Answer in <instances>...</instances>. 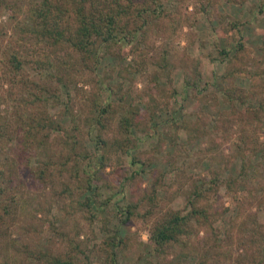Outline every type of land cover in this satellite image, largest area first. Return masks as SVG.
Instances as JSON below:
<instances>
[{"label":"trees","instance_id":"1","mask_svg":"<svg viewBox=\"0 0 264 264\" xmlns=\"http://www.w3.org/2000/svg\"><path fill=\"white\" fill-rule=\"evenodd\" d=\"M165 1L0 0V264L18 259L19 255L10 256V249L2 246L13 228L15 232L36 231L33 224L20 227L26 199L31 193L30 200L36 199L31 214L38 221V214H45V209L38 210V193L48 188L53 190L62 217H78L84 225L74 224L71 236L55 226L49 228L44 232V247L36 238L25 242L16 252L21 255L18 264H121L130 242L122 228L134 221L147 232V242L139 243L144 264H161L159 260L175 249L179 250L176 264L189 257L191 250L196 264H209L213 254L221 258L220 251L225 256L232 253L233 232L220 238L214 226L231 207L240 219L237 264H264V223L260 222L264 192L248 188L254 159L264 163V142L259 138L264 118V60L253 62L249 70L252 58L241 30L247 22L219 13V0H179L172 12ZM225 2L244 7L246 0ZM257 11L264 13V0ZM198 16L225 36L231 32L232 46L219 48L216 44L214 54L207 56L211 63L225 66L220 83L217 76L205 80L202 60L188 54L193 45L188 33L196 27ZM154 32L163 40L158 48L150 45L148 36ZM166 38L175 40L178 47L187 41L179 57ZM58 55L70 62L64 64ZM106 59L119 63L117 69L112 67L116 74L112 83L102 74ZM150 64L158 70L149 74ZM177 66L182 68L184 89L194 92L195 99L208 107L222 102L229 115L242 121L234 131L232 153L225 155L229 162L240 161L237 176L229 174L228 166L219 165L194 178L189 162L168 151L163 163L173 179L165 183L166 172L157 177L152 170L153 157L162 146L171 145L162 133L155 135L157 144L149 148L151 156L139 158L154 136L148 131L150 124L174 106L178 92L169 77ZM237 74L248 81L247 88L232 83ZM163 75L169 87L165 91L160 87ZM132 77H139L142 84L136 94L132 88L137 78ZM80 83L92 86L86 98H78ZM247 102L242 116L235 104ZM203 113L197 112L193 123L172 117V145L181 133L188 144L207 134ZM124 162L133 167L130 175L123 170ZM108 169L116 175L109 180L119 186L140 181L143 174L152 181L133 203L111 205L116 214L124 216L120 228L110 229L111 220L105 217L93 231L91 227L111 202L100 200ZM179 196L183 206L171 207ZM236 219H232V227ZM58 241H64V250L54 252L52 247Z\"/></svg>","mask_w":264,"mask_h":264},{"label":"rangeland","instance_id":"2","mask_svg":"<svg viewBox=\"0 0 264 264\" xmlns=\"http://www.w3.org/2000/svg\"><path fill=\"white\" fill-rule=\"evenodd\" d=\"M263 0H246L245 6H235L231 4H227L225 0H219V13L223 14L227 19H239L240 21L247 22V25L241 28L243 36H244V42L246 43L247 50L250 52L251 60L249 65L252 66L250 69H253V62L256 63V61H262L263 58V49H264V13L260 14L258 10V4ZM179 0H166L165 1V7L170 12L174 11L176 7L178 6ZM192 10L191 7H188L187 12H190ZM184 11V9H183ZM193 19V17H192ZM4 20V18L2 19ZM215 24V23H214ZM215 26V25H214ZM218 28V27H217ZM213 29V26L211 24H208L206 20L202 16H198L196 19V27L191 33H188V40L190 39L193 42V45L188 48V54L195 58H200L202 60V66L201 70L204 76V79L207 81L213 80L216 76L217 82L220 83L219 77L225 73V66L218 64V63H211L207 56L213 55L214 52V46L217 44L219 48L232 46L230 43V37L231 32L225 36L222 33V30L219 28ZM187 29H184V32H186ZM150 39V45H153L154 48H158L162 46V39L158 38L157 33H151L149 36ZM175 39V38H174ZM165 41H169L171 45L170 48H175L176 51H178L176 57H179L181 55V49L187 42L186 40L181 41L179 44V47L176 45L175 40L166 38ZM263 48V49H261ZM152 54V53H150ZM61 57L64 61V64H68L70 60L66 59L65 57L58 55ZM150 58H153L152 56ZM130 56L127 58L126 62H129ZM118 60L116 59H106L103 61L102 69L106 66L104 69V80L106 82L112 83V80L116 78V74L112 72V67L115 66L117 69L118 66ZM123 67V64H122ZM152 66L151 64L147 67V72L150 74L154 71H157L158 69ZM255 67V66H254ZM261 69H264V61L262 62ZM110 76V77H109ZM183 72L182 68L177 66L173 67L170 72L169 79L171 80V86L174 90H176L177 95L173 100V107H169L168 111H163L164 116L161 118H158L157 121L154 124H150V128H148V131H151V134L153 136L152 139H150L149 146H144L143 150L141 152V155L139 158L145 159L148 156H151L149 152V148L152 146H156V134L162 133V136L164 140L169 144H166L161 147L160 153L156 156H154L153 161V168L152 170H155V176L159 177L161 176V173H165L167 170V167L164 166L163 160L166 156L167 152L169 151L172 153L175 157H177L179 160L184 159L186 162H189V165L191 168L189 169V173H191L194 178H197L198 176H204L207 171L212 170L214 168H218L219 165L221 166H228L229 169L228 172L231 175L237 176L240 168V161L234 160L230 161V159L226 158V156H229L232 153L231 147L232 143L235 141L234 137V131H237L239 129V125L242 124V121H236V115H229L228 108L223 105L222 102L218 104V106L214 107H208L204 106L203 102L199 101L198 99H195L194 92L192 93L190 90L184 89V83H183ZM87 78V76H84V78ZM136 79V87L132 88V92H135V94L138 91L142 90V84L139 83V77H132ZM160 87L164 91L167 90L168 83H166L164 75L160 79ZM232 83L236 86H241L244 88L248 87V81L244 77H242L240 74H237L235 78L231 79ZM79 91H78V98H86L87 94L92 91L91 85H83L80 83L79 85ZM135 88V89H134ZM165 94V92H164ZM163 94V95H164ZM220 98V95H218ZM197 98V96H195ZM166 98H164L165 100ZM221 100V99H220ZM247 103L241 104L236 103L235 104V110L237 113L241 114L243 116L245 112V108L247 106ZM164 109V108H163ZM200 110L204 111V120L202 121V124L205 125V128L207 129V134L204 136H201L197 139H195L192 143L188 144L185 142V136L184 134H180V139L177 141L176 145H172L171 139L175 134V131L173 129L172 123V117L178 118L179 120H183L186 122H195L197 120L196 113ZM241 116V117H242ZM249 118V116H247ZM204 122V123H203ZM261 128L259 131V138L260 141L264 142V118L261 120ZM148 151V152H147ZM223 153V154H222ZM226 155V156H225ZM152 158V159H153ZM224 161L223 164H221V161ZM226 161L229 162V164L226 163ZM123 170L127 171L128 175L132 172L131 165L128 164V162H124L123 164ZM196 167H192V166ZM152 168V167H151ZM148 173V172H147ZM252 176V183L251 187H248L249 189H252L258 194H261V192H264V163L263 161L257 159L253 161L252 168L249 172ZM116 175L110 174L109 169L106 171L105 178L107 181L105 182L107 184V187L104 188L103 196L100 200H111L109 204L105 208V212H103L101 215H99L98 221L96 224H94L91 227V230L95 231L98 230L99 227H101L100 222L107 217L111 220L109 224L110 229L120 228L121 226V220H123L124 216H121L119 214H116L115 208L111 207L113 204H119V206L123 207L127 203H133L136 198H138L140 195H142V192L150 185L152 181V177L150 175H142L141 180L137 182H130L126 181L123 185L119 186L116 182L110 181L109 179ZM114 178V177H113ZM173 179V175L166 172L164 176L165 183H170ZM56 190H58L57 184L55 185ZM39 197L37 200V203L41 204L39 205L38 210L45 209V214L39 213L38 214V221L36 218L32 217L31 214L33 208H36V199L34 201L30 200V197H32V193L29 195L28 205L25 206L26 215L21 217L22 218V226L27 224H33L35 226L36 231L33 232H26L23 229H20L15 232V228H13L12 235L4 238V241L2 243L9 248L8 253L10 256L13 254H17V258L19 259H12L7 262V264H18L21 260V255L19 253H16L17 250H22L21 245H23L25 242H30L33 239H38V244L41 246H46L45 242V233L48 232L49 228L56 227L58 228V232H70V236L72 235L71 227L74 224H79L83 226V220L76 217L77 220H69L67 218H63L61 215V212H59L57 205L54 202L53 197V190L52 188L46 189L44 192H39ZM222 195V193H220ZM182 196H179L175 202H173L170 206L173 208L183 206L184 202L181 198ZM215 199V196L211 197ZM32 206H31V204ZM181 206V207H182ZM229 206L227 203L225 204V207ZM49 207H51L49 209ZM235 207H231L230 211L226 213L221 219L217 220L214 224L216 228V233L220 238H223L226 233L233 232L234 241L231 247V255H224V247L221 248L219 254L220 257H217L216 254H213V256L210 257L209 264H237L236 261V255L238 254L236 252V242L238 237V224L240 222V219L235 218ZM254 211V209H253ZM40 219V220H39ZM236 219V224H234V227L231 226V223H233V220ZM260 222L264 223V218L260 217ZM246 225H248V221L246 222ZM18 228V225L15 226ZM124 232L130 236V242H129V248L128 251H126L124 257L122 258L121 264H144V255L140 254L139 249V243L140 242H147V232L142 230L141 225L134 221L130 222L127 226H124L122 228ZM45 232V233H44ZM11 234V233H10ZM64 241H58L56 244L53 245V251H63L64 250ZM95 241H91L89 244L92 245ZM201 246H198V249H200ZM179 250L175 249L171 255H166L164 258L160 259L159 261L161 264H169L171 262L172 264H176L178 257H179ZM241 252V251H240ZM178 254V255H177ZM195 254V251L191 250V254L189 257L182 258L180 261V264H196L197 260L192 256ZM154 262V260H152ZM240 264V263H239Z\"/></svg>","mask_w":264,"mask_h":264}]
</instances>
